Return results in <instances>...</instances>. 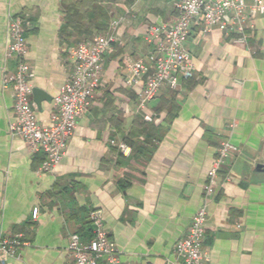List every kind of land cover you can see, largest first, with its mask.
<instances>
[{"label": "crops", "instance_id": "1", "mask_svg": "<svg viewBox=\"0 0 264 264\" xmlns=\"http://www.w3.org/2000/svg\"><path fill=\"white\" fill-rule=\"evenodd\" d=\"M133 1L135 17L116 31L90 110L61 162L42 173L44 154L9 133L16 122L14 91L2 85L9 18L26 17L32 84L54 98L73 66L69 49L107 32L111 9L125 4L0 0V240L21 234L24 242L5 264H76L69 236L91 238L93 209L103 212L119 264H182L174 247L204 202L224 140L238 151L220 170L208 202L204 241L211 264H264V172L256 170L264 163V14L252 16L246 45L218 29L193 27L186 48L194 76L179 92L162 88L139 110L141 87L125 86L126 60L148 51L147 25L172 21L176 13L175 0ZM253 1L245 0L248 6ZM35 105L40 123L50 125L53 100ZM148 113L155 114L152 121L145 120ZM121 142L132 147L129 156L121 153Z\"/></svg>", "mask_w": 264, "mask_h": 264}, {"label": "built area", "instance_id": "2", "mask_svg": "<svg viewBox=\"0 0 264 264\" xmlns=\"http://www.w3.org/2000/svg\"><path fill=\"white\" fill-rule=\"evenodd\" d=\"M175 17L172 21L156 22L149 26L144 35L149 49L137 58H127V76L124 83L129 88L141 87L137 101L139 110L147 107L162 88L179 92L182 81L194 76L193 61L186 48V42L193 27L202 32L220 30L232 43L246 45L252 36L251 18L264 14L262 0L247 5L245 0H175ZM129 17H135L132 8L114 17L104 33H94L90 42L80 43L69 49L73 66L68 80L53 98L54 112L50 125H42L37 117V108L32 100L34 70L28 61L29 42L26 36L28 22L24 16H13L8 21L7 44L2 85L14 91L16 122L9 127L12 137L25 140L34 152H42L44 160L38 170L52 172L61 162L80 118L91 108L95 93L102 85L105 56L116 41V31ZM155 114H145L146 121H152ZM124 156H129L132 147L125 142L119 144ZM238 148L229 140L222 141L217 157L208 172L204 186L203 204L193 216L192 224L174 247L176 260L182 264H211L205 232L208 220V202L214 195L217 176L232 154ZM39 209L34 208L37 219ZM92 236L83 239L78 233H71L68 250L76 264H119L115 241L109 236L104 223L103 212L93 209L89 213ZM24 244L22 235L0 240V263L18 255Z\"/></svg>", "mask_w": 264, "mask_h": 264}, {"label": "water", "instance_id": "3", "mask_svg": "<svg viewBox=\"0 0 264 264\" xmlns=\"http://www.w3.org/2000/svg\"><path fill=\"white\" fill-rule=\"evenodd\" d=\"M132 22H133L132 20H131V22H129V23H128L127 21H124V22L121 24L120 27L128 26V25L131 24ZM149 26H150V25H147V26H146V30L144 31V34L147 32ZM124 79H125V77H124ZM125 86H126V85H125ZM33 97H34V101H35V103L37 104L38 108L41 107V103H42L43 101H48V102H50V101L53 100L52 96L46 94L42 89H40V88H38V87H35V88L33 89ZM148 114H150V113H148ZM164 115H168V112H166ZM157 116L159 117L160 115L157 114ZM161 116H162V115H161ZM256 170H257L258 172H264V163H258V164L256 165Z\"/></svg>", "mask_w": 264, "mask_h": 264}, {"label": "rangeland", "instance_id": "4", "mask_svg": "<svg viewBox=\"0 0 264 264\" xmlns=\"http://www.w3.org/2000/svg\"><path fill=\"white\" fill-rule=\"evenodd\" d=\"M107 1H109V2H111V3H113V2H118V3H119V2H124V4H125V5H124L125 7L122 8V9H120L119 7L116 8V5H117V4H115V5H114L115 8L111 9V11H110V12H111V13H110L111 17H116V16H119V15H121V14H124L126 10H129V9H130V4H133V2H134V1H133V2H130V3H129V0H107ZM112 11H113V12H112ZM133 14H134V12H133Z\"/></svg>", "mask_w": 264, "mask_h": 264}, {"label": "trees", "instance_id": "5", "mask_svg": "<svg viewBox=\"0 0 264 264\" xmlns=\"http://www.w3.org/2000/svg\"><path fill=\"white\" fill-rule=\"evenodd\" d=\"M133 0H131V2H132ZM172 105V104H171ZM170 111H168V113H169Z\"/></svg>", "mask_w": 264, "mask_h": 264}]
</instances>
